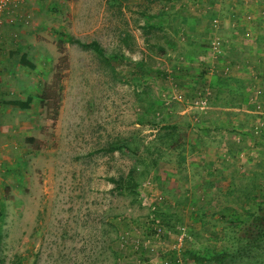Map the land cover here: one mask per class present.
<instances>
[{
  "label": "rangeland",
  "instance_id": "obj_1",
  "mask_svg": "<svg viewBox=\"0 0 264 264\" xmlns=\"http://www.w3.org/2000/svg\"><path fill=\"white\" fill-rule=\"evenodd\" d=\"M26 5L5 43L44 99L38 135L0 153V264H176L180 227L183 264L189 251L264 264V229L248 239L264 207V0ZM61 30L107 56L58 44ZM226 65L255 71L234 86Z\"/></svg>",
  "mask_w": 264,
  "mask_h": 264
},
{
  "label": "crops",
  "instance_id": "obj_2",
  "mask_svg": "<svg viewBox=\"0 0 264 264\" xmlns=\"http://www.w3.org/2000/svg\"><path fill=\"white\" fill-rule=\"evenodd\" d=\"M23 12L26 16L28 15L29 7L27 5L23 7ZM16 27L18 25H9L7 23L0 25V47H3L0 50V153L2 150H7L5 146L8 144H10L8 149H12V143L20 141L21 137L29 140L31 139L30 137L37 136L40 127L39 115H41L42 96H40L41 92L37 90V81L31 83L20 75V73L25 71L24 69L29 68L20 64L21 56L26 55V53L20 52L19 54L20 49L16 48L15 45L8 47L7 43H5L6 41L14 42L17 40ZM191 28V26L188 27V30ZM259 44L264 47V42ZM262 50L264 51V49ZM25 58L29 60L27 56ZM193 62L198 63V61H190L189 63ZM254 68L255 65H226L220 67V74L221 76L223 75V80H227L228 84L236 86L237 84L234 82L245 83L250 74L255 71ZM246 70H248L247 74ZM202 71L206 73L205 77L208 76L207 74L213 73V69H210L209 65ZM220 84L222 87H218L217 90L213 91L212 99L214 100H217V96L220 95L219 91L226 90L228 86L227 83ZM203 86V89H206L209 83ZM209 102L210 97L208 98V104ZM222 109L226 110L227 108ZM213 161L214 158L212 157L203 160L208 166ZM204 163L201 165H204Z\"/></svg>",
  "mask_w": 264,
  "mask_h": 264
},
{
  "label": "trees",
  "instance_id": "obj_3",
  "mask_svg": "<svg viewBox=\"0 0 264 264\" xmlns=\"http://www.w3.org/2000/svg\"><path fill=\"white\" fill-rule=\"evenodd\" d=\"M61 37H64V39L58 40V44H62L65 40L69 43H77L79 45H81L82 47H86V48H90L92 49L94 52H96L98 55H100L101 57H106L107 54L105 52V50L103 49V47H101V45L96 41V40H89V41H81L78 38L73 37L72 35L67 34L65 31H59L58 32ZM26 55H22L21 59H20V64L21 65H26L27 67H29L30 69H34L35 68V64L30 61V60H26ZM43 95L41 97V104H43ZM172 132V131H171ZM171 135V133L169 134V136ZM31 140V139H29ZM258 213L253 216L252 220L250 221V225H255V228H258L256 230V234H253L254 236L251 238H248L250 241L253 240V238L259 239L260 236H262V232L264 229V207L262 206H258ZM262 230V232H261ZM252 236L249 234V232L247 233V236ZM257 235V236H256ZM248 247L246 246L245 248L242 247L241 250H239L237 253L240 254V256H243L244 253H247ZM185 260L188 264H233L234 261V255L231 254L228 251H224V252H220L218 254H212L209 257H204L201 255H197L195 253L192 252H186L185 253Z\"/></svg>",
  "mask_w": 264,
  "mask_h": 264
},
{
  "label": "built area",
  "instance_id": "obj_4",
  "mask_svg": "<svg viewBox=\"0 0 264 264\" xmlns=\"http://www.w3.org/2000/svg\"><path fill=\"white\" fill-rule=\"evenodd\" d=\"M29 1L32 0H0V25L2 23H7L9 25H20L26 23V17L21 7ZM218 48L219 44L213 42L211 46L212 53H217ZM210 94V90L206 88L204 92L201 93L200 96L193 102V106L201 110L207 108ZM185 237V227H180L179 232L175 237V243L171 245L172 250H174L173 252L176 254V264H183L180 253L183 250Z\"/></svg>",
  "mask_w": 264,
  "mask_h": 264
}]
</instances>
